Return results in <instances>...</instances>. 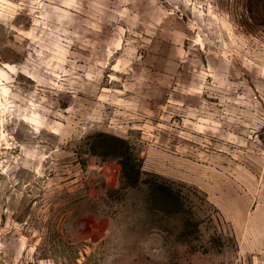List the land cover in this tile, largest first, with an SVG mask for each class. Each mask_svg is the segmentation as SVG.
<instances>
[{
  "label": "rangeland",
  "instance_id": "1",
  "mask_svg": "<svg viewBox=\"0 0 264 264\" xmlns=\"http://www.w3.org/2000/svg\"><path fill=\"white\" fill-rule=\"evenodd\" d=\"M263 148L264 0H0V264H264Z\"/></svg>",
  "mask_w": 264,
  "mask_h": 264
},
{
  "label": "trees",
  "instance_id": "2",
  "mask_svg": "<svg viewBox=\"0 0 264 264\" xmlns=\"http://www.w3.org/2000/svg\"><path fill=\"white\" fill-rule=\"evenodd\" d=\"M97 139L94 145L100 150L98 156L116 161L121 166L122 180L126 185L137 186L143 182L142 165L131 154L129 143L125 139L108 134H100Z\"/></svg>",
  "mask_w": 264,
  "mask_h": 264
},
{
  "label": "built area",
  "instance_id": "3",
  "mask_svg": "<svg viewBox=\"0 0 264 264\" xmlns=\"http://www.w3.org/2000/svg\"><path fill=\"white\" fill-rule=\"evenodd\" d=\"M263 155H264V148H263Z\"/></svg>",
  "mask_w": 264,
  "mask_h": 264
}]
</instances>
